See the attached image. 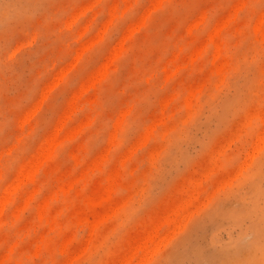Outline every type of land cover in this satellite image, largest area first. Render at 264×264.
<instances>
[{
	"label": "rangeland",
	"instance_id": "374dc122",
	"mask_svg": "<svg viewBox=\"0 0 264 264\" xmlns=\"http://www.w3.org/2000/svg\"><path fill=\"white\" fill-rule=\"evenodd\" d=\"M109 3L0 0V212L8 217L35 207V215L23 218V230L45 214L50 199L90 185V208L76 214L86 216L91 230L75 246L65 238L68 264H89L132 208L131 233L121 238L109 264H264V226L252 220L264 215V184L254 183L264 173V139L251 140L259 127L252 121L247 133L224 142L221 105L215 101L247 62L244 40L234 46L230 35L221 37L243 0H198L195 18L186 27L177 25L164 43L151 32L150 18L157 8L178 9L175 0L157 3L111 54V46H103L111 20L93 35ZM110 12L116 19L118 8ZM218 13L224 15L208 31ZM262 33L257 17L253 36L259 40ZM69 56L71 63L25 109L34 81ZM85 58L93 66L81 83L100 67L97 72L80 90L48 105ZM179 88H187L183 98ZM46 105L51 123L32 144ZM150 120L119 166L110 169L133 130ZM122 193L128 195L118 199Z\"/></svg>",
	"mask_w": 264,
	"mask_h": 264
},
{
	"label": "clouds",
	"instance_id": "9594fccd",
	"mask_svg": "<svg viewBox=\"0 0 264 264\" xmlns=\"http://www.w3.org/2000/svg\"><path fill=\"white\" fill-rule=\"evenodd\" d=\"M165 2H171V0H111V3L105 5L103 15L95 21L93 35L111 20V24L108 25V35L103 44V46H111V54L130 28L140 25L142 18L157 3ZM175 2L178 9L176 12H173L171 8L167 10L157 8L150 18V30L158 43H164L168 33L177 25L183 23L186 27L199 12L198 0H175ZM113 7H117L119 12L123 13L120 16L118 12L117 18L114 20L110 12ZM227 7H230V5H226ZM223 15L224 13H218L213 17L207 30L211 31ZM257 17H260L262 23H264V0H243V7L235 13V19L226 25L225 30L221 33V37L230 35L232 37L231 44L234 46L239 45L240 41L244 40L243 51L247 53V62L243 65L241 74L234 79L231 88L215 100L221 105L218 111L224 125L226 137L224 142L236 134L243 135L247 133L252 121L258 123L259 127L255 128L251 140L254 141L257 136L264 139V33L261 34L259 40L253 36V25ZM182 32L183 29L181 28L177 35ZM143 34L142 31L141 35ZM53 38L55 40V37ZM54 43L61 51L62 43L58 40ZM212 51V49L209 50V57L212 55ZM92 58L91 60L85 58V62H81L72 69L66 81L56 89L52 98L49 99L48 105L53 106L57 97L63 99L69 90L77 87L80 90L89 81L100 68L84 83H81V77L93 66L90 64ZM70 63V56L67 60L64 58L57 60L56 71L49 72L42 79L34 81L33 89L24 104L25 109L34 104L32 100L37 93L40 98L41 91L49 84L56 73L61 69H65ZM50 74L51 78L49 79ZM45 80H48L47 84H44ZM178 90L182 92V98L187 95V88H179ZM228 96H230V99L225 105L223 101ZM48 105L45 106L44 112L41 114L44 122L37 127L30 141L32 144L38 142L45 135L51 123V111ZM151 123L152 120L139 123V126L129 135L127 143L119 149L117 159L109 165L110 169L119 166L123 154L135 143L137 137L144 131V126ZM168 127L171 128L172 124L170 123ZM158 131L164 133L166 129L161 127ZM174 134L172 133L171 136ZM222 144L215 147L214 155ZM235 147L239 148V145L237 144ZM144 152H147V149ZM229 155H232V153H229ZM242 160L243 156L235 161L230 173L236 171ZM131 180L132 178L129 181ZM254 183L264 184V173H261ZM89 188L90 185L84 188L77 186L64 190L55 199L49 200L44 215L36 216L31 225L23 230L20 228L23 218L35 215V207L29 208L26 206L19 213L11 212L8 217L0 212V264H68L65 238L67 237L68 244L75 246L84 241L91 230V225L86 216L82 217L76 214L77 209L86 213L90 208ZM127 195L128 193H122L118 199H123ZM135 213V208L128 209L126 215L122 217L123 223L116 222L115 234L108 245L93 252L89 264H109L121 238L126 233H131L130 229ZM252 220L254 223L264 226V215H254Z\"/></svg>",
	"mask_w": 264,
	"mask_h": 264
},
{
	"label": "bare ground",
	"instance_id": "6f19581e",
	"mask_svg": "<svg viewBox=\"0 0 264 264\" xmlns=\"http://www.w3.org/2000/svg\"><path fill=\"white\" fill-rule=\"evenodd\" d=\"M48 147H50V144H49V146H48ZM48 147H47V148H48ZM51 150H52V149H51ZM47 151H49V148H48V150H47ZM46 153H47V152H46Z\"/></svg>",
	"mask_w": 264,
	"mask_h": 264
}]
</instances>
